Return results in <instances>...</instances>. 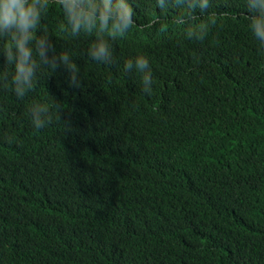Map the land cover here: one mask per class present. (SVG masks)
Here are the masks:
<instances>
[{"label":"trees","instance_id":"16d2710c","mask_svg":"<svg viewBox=\"0 0 264 264\" xmlns=\"http://www.w3.org/2000/svg\"><path fill=\"white\" fill-rule=\"evenodd\" d=\"M132 7L111 65L87 58L86 34L52 39L79 88L60 67L25 100L0 90V264H264V51L246 0L195 10L203 41L174 30L181 8ZM48 11L64 32L55 0ZM161 13L163 29L142 28ZM137 53L149 94L123 70ZM52 98L60 120L34 129L26 104Z\"/></svg>","mask_w":264,"mask_h":264},{"label":"clouds","instance_id":"9594fccd","mask_svg":"<svg viewBox=\"0 0 264 264\" xmlns=\"http://www.w3.org/2000/svg\"><path fill=\"white\" fill-rule=\"evenodd\" d=\"M53 0H0V90L10 92L17 100H25L33 90L38 74L55 73L60 67L67 72L70 86L80 87V69L70 50L57 51L52 39L90 40L86 56L97 64L114 62L112 42L126 35L138 19L132 4L134 0H55L61 13L64 32L51 31V25L43 23ZM210 0H155L161 10L181 8L172 21L186 25L183 37L189 41H203L207 24L197 22L195 10L201 14L209 8ZM248 29L257 41L258 50L264 51V0H246ZM56 18L60 16H55ZM167 19L163 13L147 21L142 28L163 29ZM214 23V21H211ZM164 33V32H162ZM160 33V34H162ZM125 73L140 74L141 92L149 94L153 75L149 58L137 53L123 62ZM61 105L51 100H33L26 104L25 115L34 129L40 130L60 120Z\"/></svg>","mask_w":264,"mask_h":264},{"label":"rangeland","instance_id":"374dc122","mask_svg":"<svg viewBox=\"0 0 264 264\" xmlns=\"http://www.w3.org/2000/svg\"><path fill=\"white\" fill-rule=\"evenodd\" d=\"M211 21V20H210ZM184 28V25L182 24H176V27L174 28V30H182ZM169 29H167L166 31H168ZM165 31V32H166Z\"/></svg>","mask_w":264,"mask_h":264}]
</instances>
